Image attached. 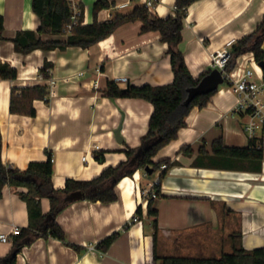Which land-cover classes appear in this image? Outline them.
I'll return each mask as SVG.
<instances>
[{"label": "crops", "instance_id": "obj_1", "mask_svg": "<svg viewBox=\"0 0 264 264\" xmlns=\"http://www.w3.org/2000/svg\"><path fill=\"white\" fill-rule=\"evenodd\" d=\"M175 1L160 4V17L172 15ZM82 2L84 23H92L94 2L92 15ZM136 6L116 11L104 8L97 20H112L117 13ZM0 15L5 27V39H0V65L14 66L18 72L14 80L0 77L2 161L24 171L30 162L51 157L53 185L62 188L67 178L89 180L125 160L124 150L139 146L147 133L154 107L141 98H110L105 89L108 81H116L122 88L173 82L169 46L161 41L160 32H141L142 22L136 20L118 26L112 37L88 47L37 48L23 54L16 51L12 38L20 30L39 28L40 18L32 0H0ZM263 15L264 0H197L191 4L178 46L191 74L198 77L210 70L213 54L227 40L238 41L252 32ZM63 37L66 34L44 35L45 39ZM252 57L251 53L240 56L237 65L243 62L258 70L257 63L250 61ZM45 61L53 63L48 80L40 71ZM123 77L127 81H122ZM38 84H46L49 95L46 100L34 101L36 114L12 113V89ZM235 103L229 83L219 86L209 104L194 107L177 138L154 157L155 161L169 160L160 194L154 199L159 223L156 243L153 217L147 214V207L141 218H135L140 201L137 185L158 182L161 170L152 178L145 169H139L118 182L117 200H74L57 215L68 241L81 246L80 251L61 239L39 236L23 247L16 264H161L155 254L220 257L235 248L264 246V130L259 133L263 149L260 170L256 160L225 159L216 156L212 148L220 137L227 146H249L244 130L249 116L233 111ZM183 146L190 148L183 151ZM100 151L105 155L103 162L95 158ZM27 190L25 186L3 188L0 231L10 232L15 225L28 227L27 202L21 196ZM50 208L49 197L41 198L43 214ZM115 231L122 233L107 251L97 247ZM13 238L0 243V257L12 249Z\"/></svg>", "mask_w": 264, "mask_h": 264}, {"label": "trees", "instance_id": "obj_2", "mask_svg": "<svg viewBox=\"0 0 264 264\" xmlns=\"http://www.w3.org/2000/svg\"><path fill=\"white\" fill-rule=\"evenodd\" d=\"M197 0H176L175 14L167 17H154L143 6H136L132 11L117 13L114 19L99 22L97 15L104 8L111 7L115 0H96L93 4L94 21L86 24L81 17V23L76 25L69 33H65V26L70 22L71 9L67 0H32V8L40 18V26L36 31L20 30L14 35L12 41L17 52L27 54L37 48L53 50L56 48L65 49L68 46L88 47L94 43L112 37L115 29L127 22L140 20L142 22L141 32L150 30L159 31L161 41L168 43L167 54L170 56L174 80L169 84L142 86L129 85L126 88L120 87L116 81H108L105 93L110 98H141L153 104V111L150 116L149 129L141 138L137 147H127L124 150L126 159L117 165L106 167L100 175L89 179L79 180L67 178L62 188L53 185V163L51 157L46 161H32L26 170H18L9 167L0 157V195L6 185L27 187V192H21V196L27 202L29 225L22 228L21 233L14 236L12 249L3 257H0V264H16L17 255L23 247L39 236L55 237L65 241L77 250L81 246L69 242L67 234L62 226L56 221L57 215L71 202L65 197L75 191L84 193V199L93 202H113L118 199L116 186L126 176H133L139 169L150 166L153 173L161 170L163 164L169 167V160L162 159L155 161L154 157L166 145L177 138L179 131L186 126V119L194 107L203 108L209 104L212 96L217 90L208 94L195 97L190 104L186 105L188 89L196 86L200 80L207 75L211 69L194 77L185 61L184 53L178 48L182 41L183 20L188 7ZM84 10V7H83ZM4 19L0 15V39H5ZM48 34H66L63 38L45 39ZM264 15L256 28L240 38L232 47V56L226 67L227 71L237 66V59L247 53L253 54L258 63L264 61ZM44 67L40 69L44 79L51 78L53 63L45 61ZM18 75L17 69L10 65H0V77L15 79ZM49 90L46 84L13 88L11 93L10 110L12 113H19L34 116L36 99H47ZM190 146H183L186 151ZM213 152L216 156L225 159L249 160L257 163V170L261 169L263 160V149L257 147L255 140L250 141L247 147L227 146L220 137L214 140ZM95 158L103 162L104 152L95 154ZM167 168L162 169L159 180L155 185L157 194H160V184L167 173ZM148 174V173H147ZM149 175V174H148ZM49 197L51 208L48 214H43L41 209V198ZM143 210L139 206L136 215L142 217ZM147 214L152 218L154 227V241L157 242L159 223L158 210L154 206V199H150L147 205ZM48 215L52 218L48 219ZM129 224L125 225V228ZM115 231L105 237L97 244L102 251H107L111 244L120 235ZM161 260V264H264V246L246 250L243 247L235 248L231 252L223 253L220 257L184 256L170 255L159 257L155 254V260Z\"/></svg>", "mask_w": 264, "mask_h": 264}, {"label": "built area", "instance_id": "obj_3", "mask_svg": "<svg viewBox=\"0 0 264 264\" xmlns=\"http://www.w3.org/2000/svg\"><path fill=\"white\" fill-rule=\"evenodd\" d=\"M71 9L70 22L65 26V33L69 34L73 28L81 23V17L84 15L82 0H67ZM164 0H127L124 2L114 3L110 8L113 10H120L128 7L129 5L137 4V6H143L154 17H160L158 7ZM176 6L173 5L172 14H175ZM84 22V19H83ZM237 40L234 38L226 41L224 47L215 52L210 61V69H219L223 73L225 82L229 83L230 88L236 95V103L233 107L235 112L247 113L249 118L244 123V130L247 133L250 141L255 140L257 147L262 146L259 133L264 130V70L257 64V68L254 66L248 67L240 62L233 70L227 71L226 67L232 56V47ZM253 56L250 60L255 62ZM260 71V72H259ZM122 81H127L126 77L121 78ZM98 148V146H95ZM83 159H87V155L83 156ZM54 161L53 158H51ZM167 164L161 166V170L167 168ZM146 175L147 172L145 173ZM157 182H148L145 187L137 185L138 194L140 197L139 206L142 210L146 209L150 199L157 198L158 194L155 189ZM135 218L139 216L135 215ZM23 230L20 226L15 225L10 232L0 231V243H9L12 241V236H16Z\"/></svg>", "mask_w": 264, "mask_h": 264}, {"label": "water", "instance_id": "obj_4", "mask_svg": "<svg viewBox=\"0 0 264 264\" xmlns=\"http://www.w3.org/2000/svg\"><path fill=\"white\" fill-rule=\"evenodd\" d=\"M257 64L264 70V61H261V62L258 61ZM222 73L223 72L219 69H212L207 75H205L200 80V82L196 86L189 88L187 98L185 100V104L186 105L190 104L191 101L195 97H197L198 95L208 94V92L211 93V92L217 90L219 88V86L225 82ZM116 134H118L117 137H119L120 129H117ZM144 169L149 175L153 174L154 168H152L150 166H146ZM84 196L85 195L83 192L75 191V192L68 194L65 197V200L68 202H74V200L77 201V200L84 199ZM47 218L51 219L52 216L48 215Z\"/></svg>", "mask_w": 264, "mask_h": 264}, {"label": "rangeland", "instance_id": "obj_5", "mask_svg": "<svg viewBox=\"0 0 264 264\" xmlns=\"http://www.w3.org/2000/svg\"><path fill=\"white\" fill-rule=\"evenodd\" d=\"M83 1L86 5L87 11L92 15V4H93L94 0H83ZM171 5L173 6V4H171ZM171 12H172V10H171ZM160 16H162L161 13H160ZM220 86L226 87V82L222 83ZM155 176H156V172L151 175L152 178H154Z\"/></svg>", "mask_w": 264, "mask_h": 264}]
</instances>
